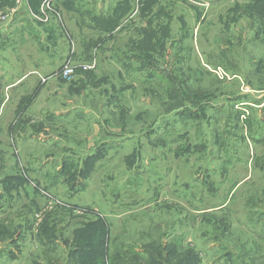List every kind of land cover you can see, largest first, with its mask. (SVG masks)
Masks as SVG:
<instances>
[{"label": "rangeland", "instance_id": "374dc122", "mask_svg": "<svg viewBox=\"0 0 264 264\" xmlns=\"http://www.w3.org/2000/svg\"><path fill=\"white\" fill-rule=\"evenodd\" d=\"M0 10V264H264V0Z\"/></svg>", "mask_w": 264, "mask_h": 264}, {"label": "trees", "instance_id": "16d2710c", "mask_svg": "<svg viewBox=\"0 0 264 264\" xmlns=\"http://www.w3.org/2000/svg\"><path fill=\"white\" fill-rule=\"evenodd\" d=\"M147 242L142 245L143 250L141 252L135 251L134 248L131 249L132 257L127 255L128 252L126 250L120 251L117 248L114 249V245L110 247L108 242L107 247L101 252V255L91 256L90 264H181L183 259L187 263L189 261L187 260V255L193 253L190 250L184 255L172 257L171 254L173 251L166 250L167 244H164L162 238H157L156 240L151 239Z\"/></svg>", "mask_w": 264, "mask_h": 264}, {"label": "built area", "instance_id": "2783aa9c", "mask_svg": "<svg viewBox=\"0 0 264 264\" xmlns=\"http://www.w3.org/2000/svg\"><path fill=\"white\" fill-rule=\"evenodd\" d=\"M9 17V12L7 10H0V24L4 23L7 21ZM71 72V70H65V74H69Z\"/></svg>", "mask_w": 264, "mask_h": 264}, {"label": "crops", "instance_id": "0c3cea01", "mask_svg": "<svg viewBox=\"0 0 264 264\" xmlns=\"http://www.w3.org/2000/svg\"><path fill=\"white\" fill-rule=\"evenodd\" d=\"M7 29H8V27H6L4 25L2 27H0V34H4L7 31Z\"/></svg>", "mask_w": 264, "mask_h": 264}]
</instances>
